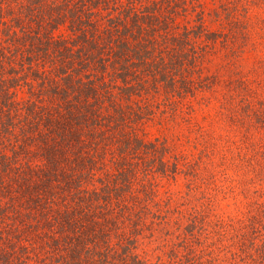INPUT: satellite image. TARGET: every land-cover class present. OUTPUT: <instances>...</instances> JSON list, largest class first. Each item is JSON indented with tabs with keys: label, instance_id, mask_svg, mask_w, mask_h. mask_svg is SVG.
Listing matches in <instances>:
<instances>
[{
	"label": "trees",
	"instance_id": "obj_1",
	"mask_svg": "<svg viewBox=\"0 0 264 264\" xmlns=\"http://www.w3.org/2000/svg\"><path fill=\"white\" fill-rule=\"evenodd\" d=\"M187 10L185 0H0V264L225 263L210 249L181 255L163 239L141 249L159 229L146 223L159 205L155 175L178 171L143 126L159 104L181 103L216 77L208 82L200 63L222 30L200 15L180 23ZM251 84L234 85L241 99L231 118L250 113L262 131L234 153L250 169L246 188L259 191L264 109L253 108ZM203 150L181 163L190 176ZM256 206L233 237L256 250L246 241L258 238L255 264H264V204ZM197 219L189 208L186 238Z\"/></svg>",
	"mask_w": 264,
	"mask_h": 264
},
{
	"label": "rangeland",
	"instance_id": "obj_2",
	"mask_svg": "<svg viewBox=\"0 0 264 264\" xmlns=\"http://www.w3.org/2000/svg\"><path fill=\"white\" fill-rule=\"evenodd\" d=\"M185 1L188 10L177 20L191 25L200 15L204 24L211 23V28L222 30L223 40L211 43L200 63L201 73L209 74L208 82L212 74L216 75L212 86L195 89V93L184 96L181 103L159 104L154 119L143 126L144 138L163 139L164 158L176 160L178 171L169 176L155 175L156 184L152 181L156 185L153 188L157 190L155 200L159 205L152 203L146 223L159 229L153 228L155 238L145 233L141 249L153 247L156 241L163 239L184 256L202 248L223 258L224 264H255L256 254L262 249L261 241L258 238L246 241L257 242L256 250L255 245H239L233 236L238 228L243 229L240 219L244 220L245 214L251 211L256 212L257 203L264 204V182L257 173L260 190H248L250 169L241 159H236L234 153L243 147L242 141H258L263 134L249 118L250 113L246 116L239 112L241 119L236 121L231 115L241 99L234 85L242 81L253 82V108L264 109V0ZM229 92L234 98L225 100ZM161 106L164 109H160ZM202 135L204 138L200 137ZM199 148L204 149L202 157L196 174L190 176L182 164L187 158L198 157ZM144 181L150 183L148 173ZM249 196L254 198L253 202L248 200ZM158 207L164 214L160 219L152 216ZM189 208H194L198 219L195 229L186 238L183 224ZM181 214L177 222L182 228H178L174 218ZM194 241L196 243L192 244ZM190 244L191 251L188 250Z\"/></svg>",
	"mask_w": 264,
	"mask_h": 264
}]
</instances>
